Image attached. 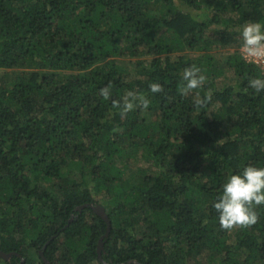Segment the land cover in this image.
Returning <instances> with one entry per match:
<instances>
[{
    "label": "trees",
    "instance_id": "16d2710c",
    "mask_svg": "<svg viewBox=\"0 0 264 264\" xmlns=\"http://www.w3.org/2000/svg\"><path fill=\"white\" fill-rule=\"evenodd\" d=\"M246 22L264 24V0H0V71L15 70L0 77L6 264H264V205L232 231L213 207L230 175L264 167V91L248 83L263 71L236 50ZM212 42L233 49L221 65ZM191 65L207 81L182 96ZM127 91L151 104L122 119ZM139 159L155 173L131 183Z\"/></svg>",
    "mask_w": 264,
    "mask_h": 264
},
{
    "label": "clouds",
    "instance_id": "9594fccd",
    "mask_svg": "<svg viewBox=\"0 0 264 264\" xmlns=\"http://www.w3.org/2000/svg\"><path fill=\"white\" fill-rule=\"evenodd\" d=\"M242 44L240 47L241 58L248 63L264 64V24L260 22H246L240 29ZM207 77L200 67L191 65L185 67L182 73V82L179 92L187 96L194 90L205 85ZM249 87L257 93L264 91V78L250 77ZM151 93L163 91L159 83L149 85ZM100 95L108 100L111 97V84L100 90ZM212 99L209 91L203 98L196 93L194 104L197 109L206 107ZM151 100L146 95L136 91H127L120 100H112V107L117 110L121 118L137 108L148 109ZM264 205V167L248 165L241 173L230 175L223 184V191L213 204L219 214V224L222 230L247 229L254 226L259 215L258 206Z\"/></svg>",
    "mask_w": 264,
    "mask_h": 264
},
{
    "label": "rangeland",
    "instance_id": "374dc122",
    "mask_svg": "<svg viewBox=\"0 0 264 264\" xmlns=\"http://www.w3.org/2000/svg\"><path fill=\"white\" fill-rule=\"evenodd\" d=\"M211 39L214 38V36H210ZM242 41L237 46L236 50L240 53V47H241ZM233 51V49H219L215 48V43L212 42L211 47L209 49V53L215 58V63L217 65H221V63L224 62L225 58ZM135 59H128V58H122L119 59V63L122 66V68L125 70L126 73L133 75L134 73V66L133 63L135 62ZM15 70H4L0 71V77H4L7 81L12 82L14 78ZM229 74V73H228ZM153 174L155 173L154 169H150L148 165L141 159H139L137 162H135L127 171L125 178L127 181L131 183H138L140 177L143 174ZM199 262L202 264H217L218 261H212L209 258V254L205 253L201 255V258L198 259ZM0 264H6L5 260H2L0 258Z\"/></svg>",
    "mask_w": 264,
    "mask_h": 264
},
{
    "label": "water",
    "instance_id": "95a60500",
    "mask_svg": "<svg viewBox=\"0 0 264 264\" xmlns=\"http://www.w3.org/2000/svg\"><path fill=\"white\" fill-rule=\"evenodd\" d=\"M93 210L95 212H97L98 215L100 217H102L108 223L107 218H106V215H105V213H104V211H103V209L101 207H94ZM99 250H100V246H99L98 252H99ZM10 256H11L10 254H4V253L0 252V258L2 260L7 261V260H9Z\"/></svg>",
    "mask_w": 264,
    "mask_h": 264
},
{
    "label": "built area",
    "instance_id": "2783aa9c",
    "mask_svg": "<svg viewBox=\"0 0 264 264\" xmlns=\"http://www.w3.org/2000/svg\"><path fill=\"white\" fill-rule=\"evenodd\" d=\"M260 67H261V69H262V71H263V76H264V64H261V65H259Z\"/></svg>",
    "mask_w": 264,
    "mask_h": 264
}]
</instances>
